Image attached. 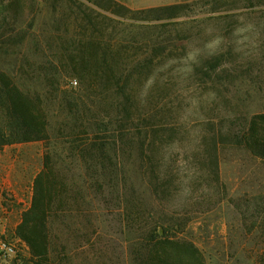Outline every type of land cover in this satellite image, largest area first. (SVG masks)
<instances>
[{
	"label": "rangeland",
	"instance_id": "rangeland-1",
	"mask_svg": "<svg viewBox=\"0 0 264 264\" xmlns=\"http://www.w3.org/2000/svg\"><path fill=\"white\" fill-rule=\"evenodd\" d=\"M12 1L0 11V72L40 98L48 137L0 147V245L11 248L0 264H37L16 229L46 163L57 264H137L141 227L165 216L206 264H264V164L234 145L264 114V0H111L153 11L136 16ZM93 144L117 164L111 186ZM125 195L147 204L143 224L126 222Z\"/></svg>",
	"mask_w": 264,
	"mask_h": 264
},
{
	"label": "trees",
	"instance_id": "trees-1",
	"mask_svg": "<svg viewBox=\"0 0 264 264\" xmlns=\"http://www.w3.org/2000/svg\"><path fill=\"white\" fill-rule=\"evenodd\" d=\"M3 1L0 0L2 14L5 13L6 6L12 9L18 4L11 0L8 5H4ZM86 1L115 16L127 14L136 16L153 12H132L111 0H105L108 7L95 0ZM180 8V6L168 7L163 11L174 12ZM3 24H5L4 20L1 26ZM88 47L91 48V43ZM91 52L95 61L97 52L95 49ZM89 68L96 72L102 70L101 67L96 66ZM108 72L113 74L111 69ZM47 125V115L41 107L40 98L23 92L7 73L0 72V147L44 141L48 137ZM234 145L245 151L247 156L258 159L264 164V114L253 115L247 120L246 127L237 138H234ZM91 149L96 160L94 166H98L101 172L99 180L104 182V185L111 186L116 181L117 164H110L105 158L107 153L105 145L93 144ZM214 149H216L215 145ZM52 177V172L46 163L34 181L31 207L23 214L21 223L16 229V235L27 245L30 258L37 264H57L49 259L50 223L53 216L51 198L58 194V191H55L56 182ZM114 186L116 187L115 184ZM122 203L125 220L132 226L137 223L143 224V220L149 218L147 204L143 202L141 196L125 195ZM183 228L184 225L180 220L172 216H165L161 221L141 227V232L138 233L139 236L133 244L132 254L136 263L206 264L200 249L192 241L178 235Z\"/></svg>",
	"mask_w": 264,
	"mask_h": 264
},
{
	"label": "built area",
	"instance_id": "built-area-1",
	"mask_svg": "<svg viewBox=\"0 0 264 264\" xmlns=\"http://www.w3.org/2000/svg\"><path fill=\"white\" fill-rule=\"evenodd\" d=\"M72 84H76L75 82H73ZM0 249L2 250V251H5V252H10L11 251V248H9V247H7L6 245H4V244H1L0 245Z\"/></svg>",
	"mask_w": 264,
	"mask_h": 264
}]
</instances>
